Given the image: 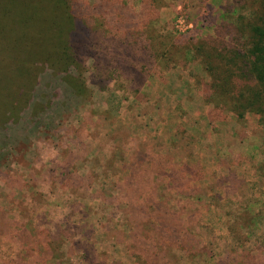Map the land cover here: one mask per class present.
Here are the masks:
<instances>
[{"label":"rangeland","instance_id":"1","mask_svg":"<svg viewBox=\"0 0 264 264\" xmlns=\"http://www.w3.org/2000/svg\"><path fill=\"white\" fill-rule=\"evenodd\" d=\"M2 1L0 264H167L185 235L191 246L223 237L225 228L198 200H212L215 192L233 204L248 198L254 170L242 162L238 142L262 139L264 127L251 113L239 120L224 110L203 66L209 61L215 74L239 73L240 59L227 63L246 41L237 33L229 39L226 27L234 31L239 16L252 19L250 0L240 8L208 0L217 19L197 39L209 57L202 63L188 53L185 66H146L137 94L127 91L135 63L119 41L124 29L117 28L116 7L84 11L92 30L86 51H76L84 63L65 71L38 54V22L22 28L19 12L6 13ZM180 10L164 9L158 30H184ZM149 37L144 32L140 45ZM11 42L21 51L13 53L18 64L7 51ZM236 207L228 212L230 226L239 228ZM239 231L244 245L227 246L214 260L264 264V238Z\"/></svg>","mask_w":264,"mask_h":264},{"label":"trees","instance_id":"2","mask_svg":"<svg viewBox=\"0 0 264 264\" xmlns=\"http://www.w3.org/2000/svg\"><path fill=\"white\" fill-rule=\"evenodd\" d=\"M74 2L75 8L72 0H3L1 6L8 14L14 9L19 12L18 19L24 24L22 28L35 21L38 22L37 30L43 36L36 44L38 54L48 57L54 69L65 71L70 67H80L84 63L76 52L81 49H83L82 52L86 51L85 43L90 42L89 38L92 33L85 20L84 11L97 12L103 7H116L119 22L117 28L124 29L120 31L122 35L119 41L122 47L130 49L129 58L135 63V68L131 67L128 76L131 80L127 84V91L131 94L139 93L144 78L143 70L146 66L150 70L157 67L169 69L172 65L185 66L187 64L185 57L188 53L195 59L200 58L202 63L206 56L209 57V54L205 56L201 53L199 39H197L200 29L212 27L217 19L214 17L216 13L208 4V0H187L185 3H181L180 0H75ZM240 2L241 0H232L238 8H240ZM127 3L131 4L134 12H130L128 6H125ZM177 4L181 7L179 13L182 15L186 28L179 30L174 26H163L162 30H158V21L162 11L169 7L175 8ZM249 4L252 8V19L246 21L244 17L239 16L234 31L230 29L231 26L226 27V35L229 39L232 40L237 33L238 39L246 41L240 49L233 48L232 56L235 58L233 57L227 63V65H235V59H240L242 66L239 68V73L236 74L226 69L220 75L215 74L209 61L204 63L203 69L213 82L211 86L214 94L223 98L221 103L224 110H229L239 120H244L246 114L251 113L257 116L258 124L264 127V0H250ZM127 12L131 15H127ZM221 17L225 19V13L221 14ZM129 26L133 27L131 31H129ZM96 29L94 32L97 31ZM143 30L145 34L150 35L149 44L146 47L140 45ZM158 32H161L164 39L161 54L154 47L157 40L155 33ZM227 43L229 44V41ZM48 44L51 50L47 49ZM8 47L7 51L11 53L14 60H17L18 64L19 59L13 53L21 52L19 46L11 42ZM238 143H243V151L240 154L242 162L248 163L254 170L250 173L251 184L248 189V198L242 203L233 204L215 192L212 200L199 199L198 202L204 209L206 208V212L225 228V233L223 237L216 239L210 235L209 243L202 244L198 241L199 244L193 246L190 245L188 235H185L176 242V244L179 242L177 252H170L174 263L169 261L167 264H220L214 260L216 254L221 253L227 246L231 250L236 248L235 246L244 245L246 238H243V235L246 234L239 231L242 228L249 235L264 238V136L262 139L247 136ZM232 156L236 154L233 153ZM234 206H237L236 211L239 212L235 219L240 218L244 225L239 228L231 225L233 229L230 226L231 217L228 211ZM210 208L215 210L213 214ZM206 220L210 219L206 218ZM233 234L238 237H234ZM213 239H215L214 242ZM218 239H221L225 246H221ZM169 246L172 250L174 243H170ZM155 263L161 264L158 261Z\"/></svg>","mask_w":264,"mask_h":264}]
</instances>
